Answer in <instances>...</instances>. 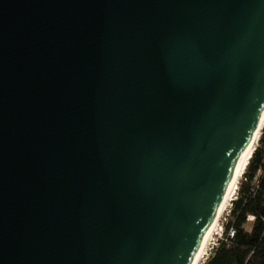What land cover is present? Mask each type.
<instances>
[{
    "label": "water",
    "instance_id": "water-1",
    "mask_svg": "<svg viewBox=\"0 0 264 264\" xmlns=\"http://www.w3.org/2000/svg\"><path fill=\"white\" fill-rule=\"evenodd\" d=\"M264 112V0H0V264H191Z\"/></svg>",
    "mask_w": 264,
    "mask_h": 264
},
{
    "label": "trees",
    "instance_id": "trees-1",
    "mask_svg": "<svg viewBox=\"0 0 264 264\" xmlns=\"http://www.w3.org/2000/svg\"><path fill=\"white\" fill-rule=\"evenodd\" d=\"M256 144L245 161L223 236L203 264H264V125Z\"/></svg>",
    "mask_w": 264,
    "mask_h": 264
},
{
    "label": "bare ground",
    "instance_id": "bare-ground-1",
    "mask_svg": "<svg viewBox=\"0 0 264 264\" xmlns=\"http://www.w3.org/2000/svg\"><path fill=\"white\" fill-rule=\"evenodd\" d=\"M263 125H264V112H263L261 122H260L258 129L255 131L251 141L249 142V144L246 146V148L244 149V151L241 154V157L237 163V166L234 170L233 176L230 180V183L227 187V190L224 194L222 202H221L219 209L217 211L216 217H215L213 223L211 224V226L209 227V229L207 230V232H206V234H205V236H204V238H203V240H202V242L198 248V251H197V253H196L191 264H199L201 258L203 257L204 250H205L208 242L210 241L211 236L214 233L225 208L227 207L228 203H230V200L233 198V196L236 192V188L239 184V180H240L243 168H244L245 161L249 157L251 152L253 151Z\"/></svg>",
    "mask_w": 264,
    "mask_h": 264
},
{
    "label": "rangeland",
    "instance_id": "rangeland-1",
    "mask_svg": "<svg viewBox=\"0 0 264 264\" xmlns=\"http://www.w3.org/2000/svg\"><path fill=\"white\" fill-rule=\"evenodd\" d=\"M243 172H244V168H243L242 174H243ZM242 174H241V177H242ZM241 177H240V179H241ZM237 194H238V186L236 188V192H235L233 198L230 200V203H228L227 207L225 208V210H224V212H223V214H222V216H221V218L219 220V223H218L214 233L211 236L210 241L208 242V244H207V246H206V248L204 250L203 257L201 258L199 264H203L204 263V261L207 259V257L209 255H211V253L213 252V248L218 245L219 240L222 238L223 232L225 230V224L228 221L230 208L232 206V200L236 198ZM249 225H251V222H249Z\"/></svg>",
    "mask_w": 264,
    "mask_h": 264
},
{
    "label": "built area",
    "instance_id": "built-area-1",
    "mask_svg": "<svg viewBox=\"0 0 264 264\" xmlns=\"http://www.w3.org/2000/svg\"><path fill=\"white\" fill-rule=\"evenodd\" d=\"M233 234H234V231L231 232V236H233Z\"/></svg>",
    "mask_w": 264,
    "mask_h": 264
}]
</instances>
